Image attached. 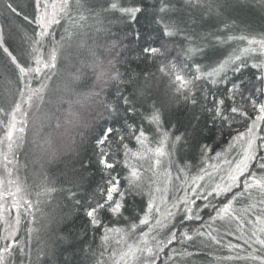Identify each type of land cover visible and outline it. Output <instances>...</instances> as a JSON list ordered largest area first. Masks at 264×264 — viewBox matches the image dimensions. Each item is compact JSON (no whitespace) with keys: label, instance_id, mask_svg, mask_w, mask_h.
<instances>
[{"label":"snow or ice","instance_id":"obj_1","mask_svg":"<svg viewBox=\"0 0 264 264\" xmlns=\"http://www.w3.org/2000/svg\"><path fill=\"white\" fill-rule=\"evenodd\" d=\"M240 6L5 0L22 22L0 26V264H264V33L236 26ZM46 105L65 140L38 162L71 167L33 199L16 152Z\"/></svg>","mask_w":264,"mask_h":264},{"label":"trees","instance_id":"obj_2","mask_svg":"<svg viewBox=\"0 0 264 264\" xmlns=\"http://www.w3.org/2000/svg\"><path fill=\"white\" fill-rule=\"evenodd\" d=\"M12 2L14 3V6L17 4L20 5L24 9L25 13H31V0H12ZM4 4L5 0H0V26H2L6 32H14L15 25L21 23L22 20L20 17H16L8 13L4 9ZM243 5L244 6L230 9L227 15H230L232 18H234L236 26L245 33H251L252 35L264 33V8L260 6V0H243ZM67 54L73 57H82L85 55V53H77L75 49L70 50V52ZM72 63H75V60H73ZM63 71L64 69H61L62 73ZM56 83L59 82L57 81ZM4 96V88L2 85H0V104L4 103ZM67 107V104H64L60 112H56V108L53 105H46L42 107L39 112L34 111L29 116L30 122L27 125L28 128L26 132L28 135V138H26L27 141L23 145L22 151H18L16 154L20 161V166L23 168L24 185L33 192V199H35L34 193L39 191L40 185L44 183L45 175L48 179L59 184L71 167V160L67 155L62 156L51 163L44 164L43 167L41 166L42 162H38L42 155L40 145H43V138H53L57 147L62 146L65 140V136L62 135V133L65 132V129L61 128L57 130L55 128V119H45V113L50 115L51 113L56 112V115L60 116L61 120H63L66 114L65 109H67ZM68 131L74 134V130L69 129ZM33 141H35V143H33ZM173 175H175V172H173ZM55 204L56 202L54 201L53 206H55ZM52 210V208H46V212H51ZM56 210L58 211L59 209ZM66 210L70 211L71 205H68ZM37 227L41 228L43 234L48 227L55 229L56 225L49 224L46 218L40 217L38 214ZM72 231H80V220H75L73 222ZM60 252H63L62 248L60 249ZM63 255L67 256L68 253H63ZM60 258L61 257L58 256V259ZM207 259L208 258L205 256H199L195 259L194 264H207Z\"/></svg>","mask_w":264,"mask_h":264},{"label":"rangeland","instance_id":"obj_3","mask_svg":"<svg viewBox=\"0 0 264 264\" xmlns=\"http://www.w3.org/2000/svg\"><path fill=\"white\" fill-rule=\"evenodd\" d=\"M29 122H30V119H29ZM29 124V123H28ZM28 128V127H27ZM26 132H27V129H26ZM26 138H28V135H27V133H26V136H25V141L22 143V145H21V147L19 148V150L18 151H22V149H23V145L26 143V141H27V139ZM17 151V152H18ZM16 152V153H17ZM16 156H17V154H16ZM19 157V156H18ZM18 159V158H17ZM19 160V159H18ZM17 168H18V179L20 180V182L22 183V184H24V179H23V168H22V166H20V161H19V164L17 165ZM0 179H7V177H6V173H5V170H4V166H3V163L1 162V168H0Z\"/></svg>","mask_w":264,"mask_h":264}]
</instances>
